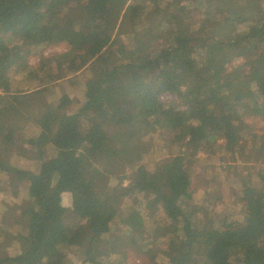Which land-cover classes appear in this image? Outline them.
I'll return each mask as SVG.
<instances>
[{"label": "trees", "instance_id": "1", "mask_svg": "<svg viewBox=\"0 0 264 264\" xmlns=\"http://www.w3.org/2000/svg\"><path fill=\"white\" fill-rule=\"evenodd\" d=\"M60 43L70 49L45 56ZM65 77L82 78L83 101L57 90ZM4 97L0 193L19 180L28 196L3 202L0 264H70L75 253L81 264H130L115 249L95 254L118 234L147 253L142 264H264V171L252 177L247 166L254 149L262 162L264 132L245 122L264 119V0H0ZM155 130L179 151L150 162ZM219 139L230 177L211 193L200 176L207 202L192 166ZM27 152L38 153L36 169L19 164ZM223 185L241 199L242 220L216 210ZM137 190L144 209L124 206ZM70 215L84 224L70 228Z\"/></svg>", "mask_w": 264, "mask_h": 264}, {"label": "rangeland", "instance_id": "2", "mask_svg": "<svg viewBox=\"0 0 264 264\" xmlns=\"http://www.w3.org/2000/svg\"><path fill=\"white\" fill-rule=\"evenodd\" d=\"M59 21H63V16L58 17ZM127 40V39H126ZM16 42L15 39L11 40L12 43ZM130 42V40H127ZM147 45L150 46H156L157 43L153 38H146L145 40ZM212 47H220L217 43H211ZM209 47V48H212ZM70 49L68 45L65 43L60 44H54L50 47L45 48L44 54L45 56H50L55 53H64L67 52ZM31 64H35L38 61V57L36 55L31 56L30 58ZM240 61V60H239ZM238 61V62H239ZM57 90L61 93L65 92L72 97H74L78 102H81L84 100V85L82 83V78H79L78 80H72L70 77L61 78L58 80L56 84H54ZM9 103V100L4 97L0 98V108L5 106ZM8 120V119H7ZM11 120V118L9 119ZM246 123H248L250 126L254 128V132L256 133H263L264 132V119L262 118H254L248 116L245 120ZM246 130L242 131V134L245 136H248L247 139L249 142L252 140V134H248ZM253 132V131H251ZM245 133V134H244ZM166 136H160L159 130H155L152 132L148 138V144L151 147L150 153L147 155L146 159L151 160L150 162L160 161L164 158H166L169 155H172L174 153H177L179 149H177V146L173 145L168 141L170 140L169 135ZM225 141L222 139H219L217 141V144L214 145V147L211 150H203L198 154V162L192 166V170L194 175L196 176L195 183L198 185L196 188V197H201L207 201L210 202L212 199V194L206 195V188L209 186H206V182L203 181L204 176L207 174L208 181L210 179L212 185L209 188L211 193L216 191V184H224V182H228L230 177L229 170L223 169L222 166L226 165L229 160H232V155L230 152H228L225 148ZM254 153L251 155V162L248 161V165L251 166V175L256 176L258 169H263L264 171V158L262 162H259L256 160L258 157L261 156V153L256 151V149L253 150ZM238 154L239 157H241L243 160H247L244 156L245 152L242 150ZM100 154L94 155V158H99ZM38 153L34 152H27L25 155V159H20L19 164L22 167L32 168L36 169L38 167ZM149 162V165H152ZM249 171L245 170V176H248ZM200 176L203 178H200ZM118 182L116 180L113 181V185H118ZM129 182V180H127ZM237 184L236 182H234ZM14 191L8 192V193H0V219L1 215L4 212V205L3 202L8 201L9 203H20L25 198H27L28 190L24 186V183H21L19 180L15 182V185L13 187ZM238 189V188H237ZM138 192L135 195H132L128 200L126 201V204L124 206L126 207H135L137 209H144L145 203L148 200V197H146L143 193ZM222 194H224L225 199H223L219 204H217V209L220 213L223 215H226L231 220H242L244 218V210L241 205V199L234 195V193L230 190H228L226 187H222ZM65 201L67 205H71L70 197L66 196ZM154 212H157V209L154 210ZM67 223L70 228L77 229L80 226L84 224L83 220H80L76 218L73 215H70L67 218ZM120 227V230L118 232L124 233L125 227L124 225H118ZM125 228V229H124ZM118 234V233H117ZM119 235V234H118ZM118 235H114L113 239H102L100 240L95 249L96 256H106L110 257L111 252L113 249L118 251V253H124L126 256V259L128 263L130 264H142L145 260L148 261L147 253H144L143 249H139L136 246H133L130 244V241L128 239L127 235H124L126 237L121 238ZM157 236H152L150 239V243L154 242V244L149 243V247H152L153 252H159L163 254H167L166 250V244L160 241L156 240ZM114 247V248H113ZM8 252L11 254L17 253V249H14V247L9 248ZM165 254V255H166ZM163 259L162 255H158L157 260ZM69 262L70 264H81L82 258L75 254L69 255ZM155 264L158 263V261H154ZM149 263V262H148Z\"/></svg>", "mask_w": 264, "mask_h": 264}, {"label": "built area", "instance_id": "3", "mask_svg": "<svg viewBox=\"0 0 264 264\" xmlns=\"http://www.w3.org/2000/svg\"><path fill=\"white\" fill-rule=\"evenodd\" d=\"M128 182L126 181V183L125 184H127Z\"/></svg>", "mask_w": 264, "mask_h": 264}]
</instances>
